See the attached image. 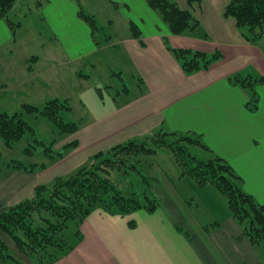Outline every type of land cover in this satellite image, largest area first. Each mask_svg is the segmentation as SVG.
<instances>
[{"label": "crops", "instance_id": "obj_1", "mask_svg": "<svg viewBox=\"0 0 264 264\" xmlns=\"http://www.w3.org/2000/svg\"><path fill=\"white\" fill-rule=\"evenodd\" d=\"M122 1L142 11L137 21L141 23L144 46L133 37L132 30L119 41L140 76L141 95L102 112L82 126L65 143L77 141L78 146L50 167L41 169L36 165L33 171H28L7 165L6 170L0 171V212L33 198L38 187L73 174L93 156L160 131L199 135L209 151L198 148L197 156L226 160L241 178V188L264 204L263 44H249L236 28L235 20L223 18L224 9L222 14L220 8L215 9L214 0L205 21V25L207 20L212 23L207 29L219 37L214 40L194 32L171 35L145 0ZM182 1L187 5L188 0ZM20 2L9 15L10 21L20 24L16 30H12L8 21H0V71L5 77L4 85L14 84L21 91L27 89L25 102L35 103L47 90L36 84L39 76L54 74L57 62L61 68L80 63L82 69V61L97 53L99 43L80 17L74 0H47L41 7V20L52 29L55 37L51 41L58 44L57 51L46 54L44 59L30 48L21 50L25 39L20 38L24 28L20 18L26 17L24 9H30V5ZM164 37L171 48L209 55L219 51L222 59L208 70L186 75L168 50ZM37 38L36 32H31V48L33 42L38 43ZM63 54L66 60L59 61ZM30 55L34 66L45 60L43 73L35 72L33 65L30 70L27 68ZM235 75L263 81L256 84L254 91L246 90L230 83L229 79ZM254 92L259 97L257 112H251L247 106ZM150 173L154 182L148 183L147 190L159 203L155 212L139 210L122 216L101 209L94 211L74 229L70 244L67 242L53 264H262V247L252 245L243 236L229 208L224 207L226 211L217 217L206 213L199 216L195 211L194 204L205 203L198 196L199 188L209 190L208 186H199L177 171L184 184L183 189L178 188L159 165H152ZM211 190L215 193V189ZM214 218L217 220H211ZM20 263L39 264L32 256H23Z\"/></svg>", "mask_w": 264, "mask_h": 264}, {"label": "trees", "instance_id": "obj_2", "mask_svg": "<svg viewBox=\"0 0 264 264\" xmlns=\"http://www.w3.org/2000/svg\"><path fill=\"white\" fill-rule=\"evenodd\" d=\"M145 1L171 35L192 34L200 27L195 14L190 9H182L174 0ZM189 1L193 7L197 1L201 2ZM17 2L18 0H0V21H8L12 30L20 26L9 20ZM45 2L47 0H37V6L42 7ZM79 15L90 26L95 37L98 27L94 17L85 14L83 10L79 11ZM225 15L235 20L241 35L249 44L261 46L264 38V0H230ZM131 30L133 37L144 46L141 30L134 22H131ZM164 42L181 63L186 75L208 70L213 63L222 59L219 51L209 55L190 49L171 48L167 37H164ZM229 81L234 86L254 91L256 84L263 80L252 81L250 77L235 75ZM247 106L251 112L258 111L259 97L255 92ZM24 109L29 114L41 113L50 118L66 136L78 133L81 128L76 123L63 122L61 114L70 110L67 101H49L43 110L32 105H26ZM32 131L23 113H0V136L8 148H13L15 143ZM77 146L78 142L73 141L65 147L66 150H72ZM162 148L173 152L182 177L190 178L202 187L212 186L220 192L227 200L232 217L242 228L243 236L252 245L264 248V204L258 203L241 188V178L226 160L218 156L212 159L197 156L196 149H209L196 133L160 131L93 156L86 166L67 177L57 178L51 185L38 187L33 198L1 213L0 264H21L20 259L10 252L5 237L13 240L23 256H32L39 264H53L60 252L67 247L66 231L72 224L75 228L79 227L94 211L101 209L108 214L122 216L139 210L155 212L159 203L148 194L147 189L142 194L144 201L136 195L128 197L115 186L110 177L114 172L127 178L131 173H140L138 164L142 159L155 156ZM56 156L62 158L63 154L52 155L53 158ZM14 167L33 171L36 166L27 168L16 163ZM40 168L45 169V165ZM145 183L148 184L149 181L146 179Z\"/></svg>", "mask_w": 264, "mask_h": 264}, {"label": "rangeland", "instance_id": "obj_3", "mask_svg": "<svg viewBox=\"0 0 264 264\" xmlns=\"http://www.w3.org/2000/svg\"><path fill=\"white\" fill-rule=\"evenodd\" d=\"M74 1L79 11L83 10L85 14L93 16L96 20L98 30L95 36L99 43L97 53L82 61V69L80 63L68 68H61L57 62V71L54 74L48 73L39 76L36 84L40 87H46L47 90L39 98V93L37 94L38 99L36 98L35 103L25 102L28 94L27 89L21 91L14 84L4 85L5 83H2V81L5 77L0 71V113L6 112L10 115L23 113L24 118L33 130L28 132L21 141L15 143L13 148H8L0 136V171L6 170L7 165L14 166L16 163H21L29 168L32 167L30 165H39L40 167L45 165V168H48L55 163L54 161L59 160L58 156L53 160V154L62 153L65 156L70 151L69 149L66 150L65 143L67 140L73 139L72 136L62 134L54 122L41 113L29 114L26 112L24 109L26 105H32L43 110L49 101L55 99L62 102L67 101L70 110L63 111L61 114L63 122L76 123L82 129V126L90 123L102 112L136 99L142 93L141 86L143 84L140 76L127 58L122 46L119 45V41L131 33V22H134L142 30L141 23L137 21L140 20L138 16L142 11L140 9L135 10L130 2L125 3L126 1L123 2L122 0ZM214 1L216 3L215 9L220 8L221 14L224 9V16H222L226 18V4L230 0ZM23 2L28 3L30 9H24L26 17L20 18L24 25L22 32H20V38L25 39L21 50L30 48L31 52H36V55H42L43 58L46 54L56 52L58 44L51 41L52 37H55L54 33L45 23V20H41L43 16L41 7L37 6V0H21L20 3ZM179 2L182 9H190L200 21V27L194 32L196 35L202 38L208 37L212 40L219 38L215 31L207 29L212 24L209 20L205 25L209 8H212V0L197 1L194 6L196 11L189 0L187 5L182 0H179ZM234 23L238 29L235 21ZM31 32H36L38 36V43L33 42V48L30 44ZM262 44L264 46V38ZM19 45H22L21 42H19ZM35 54L33 53V55ZM33 55H30V61L27 65L29 70L35 63ZM65 57L66 55L63 54L59 61L66 60ZM44 61L36 66L33 65L35 72L43 73L46 68V65L43 64ZM25 78H27V71ZM6 91L7 93H5ZM192 151H195V149L192 148ZM134 161L136 162V159ZM152 165H159L174 185L183 189L184 184L180 182L177 173V171H180L181 174V170L176 167L173 152L168 148L159 149L155 156L142 159V162L138 164L140 173H131L127 178L121 173L114 172L110 179L125 196L136 195L144 201L142 194L148 189L147 186L149 185L145 183L146 179L150 180L149 182H152V184L154 182V178L150 177ZM59 169L62 170L63 168ZM208 187L209 190L199 188L201 190L198 192V196L207 204L199 201V205L194 204L193 208L199 216L204 213L212 214L215 217L221 216L226 211L225 208H228L227 200L220 192L215 190H213L215 193L211 192V189H214L212 186ZM148 194L151 195L150 189ZM209 203L214 205L212 206ZM7 210H2L0 214ZM211 220L215 221L217 218ZM74 228L75 225L72 224L65 233V240L68 244L71 242L69 238ZM5 239L10 252L17 259H23L13 240L6 237ZM262 250L264 252V248Z\"/></svg>", "mask_w": 264, "mask_h": 264}]
</instances>
